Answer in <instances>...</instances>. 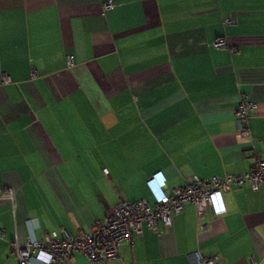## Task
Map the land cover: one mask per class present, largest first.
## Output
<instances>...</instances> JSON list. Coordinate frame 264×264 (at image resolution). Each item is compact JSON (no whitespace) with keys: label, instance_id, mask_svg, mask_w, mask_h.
Wrapping results in <instances>:
<instances>
[{"label":"crops","instance_id":"1","mask_svg":"<svg viewBox=\"0 0 264 264\" xmlns=\"http://www.w3.org/2000/svg\"><path fill=\"white\" fill-rule=\"evenodd\" d=\"M241 103L255 106L248 139L234 132ZM259 160L264 0H0V264H19L15 243L82 236L116 204H153L159 182L170 194ZM222 200V215L187 203L168 227L144 224L100 264H192L195 252L264 264V184Z\"/></svg>","mask_w":264,"mask_h":264},{"label":"built area","instance_id":"2","mask_svg":"<svg viewBox=\"0 0 264 264\" xmlns=\"http://www.w3.org/2000/svg\"><path fill=\"white\" fill-rule=\"evenodd\" d=\"M112 7L111 1L103 5L104 9ZM213 46L225 48L226 42L218 38ZM254 107V104L241 103L236 111L234 132L241 139L250 137L245 120L247 110ZM244 183H248L253 190H258L264 184V160L257 161L251 171L244 175L209 179L189 178L185 185L174 188L170 194L162 191L163 183L159 182L153 204L144 198L135 202H122L116 204L82 236L65 235L64 238H59L56 233L46 234L43 241L32 237L23 245L15 243L13 250L18 256L19 264H31L34 256H42L44 264H68L73 253L81 254L92 264L105 263L118 256L122 243L132 244L136 237L141 236L143 224L153 231H156L158 223L168 227L172 217L179 214L187 203L195 205L199 216L206 208H210L215 215L224 214L222 193L228 190L230 185L240 186ZM2 235L3 231L0 230V236ZM190 259L192 264H215L217 257L204 258L195 252L191 254Z\"/></svg>","mask_w":264,"mask_h":264},{"label":"trees","instance_id":"3","mask_svg":"<svg viewBox=\"0 0 264 264\" xmlns=\"http://www.w3.org/2000/svg\"><path fill=\"white\" fill-rule=\"evenodd\" d=\"M188 180V179H187ZM187 182V181H186ZM144 225V224H143Z\"/></svg>","mask_w":264,"mask_h":264}]
</instances>
